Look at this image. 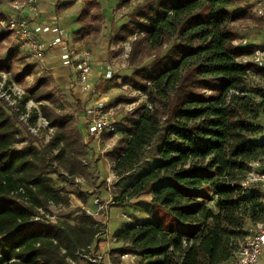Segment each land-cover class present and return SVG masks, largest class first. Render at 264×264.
<instances>
[{
    "label": "trees",
    "instance_id": "obj_1",
    "mask_svg": "<svg viewBox=\"0 0 264 264\" xmlns=\"http://www.w3.org/2000/svg\"><path fill=\"white\" fill-rule=\"evenodd\" d=\"M83 2L72 39L78 43L97 36L104 20L99 0ZM142 5L115 37L117 43L136 36L127 59L131 74L120 82L117 76L110 80L115 87L142 92L147 102L125 117L128 125L118 129L126 138L107 153L113 173L131 179L112 205L124 207L150 195L151 205L195 231L188 235L161 221H136L114 235L122 247L112 249L110 259L119 264L115 255L129 253L150 264H220L233 258L247 223L264 221L257 187L241 186L250 164L259 162L264 169V141L254 140L264 116V87L254 78L264 72L242 63L255 45H243L233 31L234 23L255 19L253 4L143 0ZM6 20L0 13V23ZM10 35L0 26V44ZM18 49L13 47L0 62V72L11 71ZM29 74L25 69L14 79L20 82ZM47 85L39 79L17 99V107L0 98V264H68L77 251L87 252L103 229L85 211L73 223L56 224L41 213L49 205L70 206L69 195L54 188L51 175L74 184L89 168L88 142L73 118L50 107L56 98L47 93ZM29 100L40 103L38 109L28 112ZM27 112L26 125L21 117ZM39 117L53 130L46 143L29 130ZM207 196L215 202L212 208Z\"/></svg>",
    "mask_w": 264,
    "mask_h": 264
},
{
    "label": "rangeland",
    "instance_id": "obj_2",
    "mask_svg": "<svg viewBox=\"0 0 264 264\" xmlns=\"http://www.w3.org/2000/svg\"><path fill=\"white\" fill-rule=\"evenodd\" d=\"M123 0H99V7L101 15L103 17V23L100 33L96 36L97 38L91 40L86 46L84 43H78L70 41V44L75 47H81L82 49L88 50L92 53V65L93 69L100 70V64H108L109 62L114 65L113 76H117L118 82L120 77L130 75L132 69L128 67L127 59L131 51L130 43L136 38H125L122 41L116 43L115 37L119 33V28L133 20L136 17V11L143 5V0H131L130 2L122 3ZM9 0H0V13L6 17L15 15L8 5ZM244 2L240 1L238 5H243ZM62 5H66L61 7ZM61 7V8H60ZM84 7L83 0H41L39 10L41 16L47 20H56L58 27L61 30H65L70 34L78 30L79 24L76 22L77 17L81 13ZM233 31L240 38L239 41H246V43H253L256 46L264 45V20H260L255 17L254 20H245L236 22L233 24ZM72 37V36H71ZM45 39L48 37L45 36ZM88 38L84 40L88 43ZM18 46L15 38L10 35L7 40L0 44V62L3 61L13 47ZM19 53L16 56L17 60H13L11 71L8 73L0 72V89L2 86L10 88L17 94H27V91L31 89L35 83L44 78L47 80L48 85L46 87L47 93L56 98V106H50L56 113L61 115H68L74 120V125H78L83 133V141L88 142V157L85 162H88V174L84 177H77L74 184H67L55 175H51L54 179L53 186L55 189H64L70 197V206L64 208L61 205L52 206L49 205L44 212L45 220L52 224H56L59 221H67L73 223L77 218L81 216L82 211L86 214L91 213L92 215H103L95 219L97 222H105V232L100 233L92 243H100V247H97L95 253L106 255L107 249H119L121 243L113 242V236L122 228L130 223L136 221L148 220L146 217H151L155 223L162 222V226L171 228L175 232H185L186 234H192L195 231L194 227L187 226L176 222L173 218L169 217L167 213L160 210L159 208L151 205L150 195H144L139 199L131 200L127 202L124 207H114L112 202L122 190L127 186V183L131 181L130 174L125 178H118L113 173V162L107 157V153L114 151L123 144V138H126L121 127L128 125L126 116L130 117L131 113L136 109L146 104V96L137 90H134L128 85H124L121 88L115 87L114 81L105 80L101 78L98 83L99 93H102L108 97L110 103H114L117 106V118L120 123V129H118L113 135L101 134L99 138L92 139L89 137L84 128V121H81L79 125V117L83 114L86 108V102L91 98V95L82 94L76 89L67 88V85L61 84L52 77V72L41 71L40 66L36 62H32L25 51L18 49ZM127 58H124V56ZM154 55L147 57L144 64H149ZM103 57L102 59H100ZM99 60L97 61V59ZM125 60V62H124ZM122 62L123 66H122ZM60 63L59 53L55 50L49 52L46 55L44 65L46 68H51ZM25 69H29V76L23 77L20 82H16L14 76L21 75ZM5 90V89H4ZM2 90V91H4ZM72 90V91H71ZM94 90L97 89L94 88ZM76 98L81 99L77 100ZM89 102V101H88ZM40 103H35L33 100H29L26 104V108L31 111L34 108L39 107ZM43 104H46L43 102ZM90 103H88L89 105ZM48 105V103H47ZM262 127L261 133L256 136V141H264V116L258 120ZM126 123V124H125ZM126 127V126H125ZM31 134L37 139L46 143L53 133V130L47 128L41 123H37L35 128H31ZM24 133H26L24 131ZM22 146V145H21ZM148 164L151 162H147ZM143 163L142 166H144ZM141 171V169H139ZM138 170V172H139ZM138 172H134L133 176ZM127 177V178H126ZM86 200V202L83 201ZM210 196H207L206 203L209 207H213L214 203ZM102 203L104 206L103 212H97L94 201ZM209 203V204H208ZM99 220V221H98ZM254 225L247 223L245 230L246 236L243 241L252 234ZM109 243V247L107 248ZM107 245V246H106ZM106 246V248H105ZM100 249V250H99ZM75 254L76 259H67V263L71 264H89L86 259L81 258L83 254ZM86 252H84L85 254ZM132 255V254H131ZM111 261V259H110ZM105 264H108L105 260ZM112 264V261H111ZM119 264H150L149 260H145L141 256L132 255L130 258L120 262Z\"/></svg>",
    "mask_w": 264,
    "mask_h": 264
},
{
    "label": "built area",
    "instance_id": "obj_3",
    "mask_svg": "<svg viewBox=\"0 0 264 264\" xmlns=\"http://www.w3.org/2000/svg\"><path fill=\"white\" fill-rule=\"evenodd\" d=\"M251 1L255 17L264 20V0ZM40 2L41 0H9L8 5L15 15L7 17V20L1 22L0 26L9 31L15 38L18 47L25 51L32 62H36L40 66V72L49 70L44 65L46 55L53 50L57 51L60 64L70 70V88L76 89L82 94L91 95V98L94 97L98 91L94 90L90 82L92 53L81 47H73L70 44V41H73L72 37L68 38V34L58 27L56 20H48V23L39 20L41 15L39 10ZM45 36L48 38L45 39ZM239 42L243 45L249 44L246 41ZM124 58H127V56L125 55ZM124 62H122V66ZM242 63H249L254 68L264 72V45H255L249 57L244 58ZM113 69L114 65L109 62L104 66L101 77L105 80H110L113 77ZM254 79L261 87H264V75ZM2 90H4V86L0 89V98H4L10 106L17 107V99L21 98L23 93L17 94L10 88L7 89V87L4 91ZM26 109L29 112V109ZM116 111L117 106L114 103H110L106 95L99 93L90 105H86L83 114L79 117V125L81 121H84L85 131L92 139L99 138L101 134L115 133L120 126ZM28 112L21 117V120L26 125ZM38 122L48 128L47 123L40 117ZM29 130L32 129L29 127ZM260 165L259 162L250 164L251 170L245 180L242 181L241 186L243 189L251 186L257 187L260 193V202L262 208H264V169H260ZM94 203L97 212L104 211L105 207L101 205L102 203L97 200ZM91 216L97 219L103 215ZM35 220L43 219L36 217ZM100 223L103 225L101 233H104L106 231L105 222L101 221ZM113 242H115L114 238ZM84 252L86 251H81V254H83L81 258L86 259L89 264H105V260L108 264H111V249L109 248L106 251V255L95 253L91 247L88 248L85 254ZM131 256L129 253L115 255L120 262ZM71 264L74 263L71 262ZM220 264H264V221L254 225L252 234L242 241L233 258Z\"/></svg>",
    "mask_w": 264,
    "mask_h": 264
},
{
    "label": "crops",
    "instance_id": "obj_4",
    "mask_svg": "<svg viewBox=\"0 0 264 264\" xmlns=\"http://www.w3.org/2000/svg\"><path fill=\"white\" fill-rule=\"evenodd\" d=\"M39 20H42V22H44L45 23V21L48 23V20L46 19V18H44V17H42L41 15H40V19ZM39 20H37L38 22H39ZM65 33H67L65 30H63ZM68 34V33H67ZM71 36H72V39H73V33H71L70 34ZM70 36V37H71ZM97 37L96 36H91V37H89L88 39V43H85V42H81V44H83L84 43V46H86L87 47V45L91 42V40H94V39H96ZM103 57H101L100 59H102ZM97 59V58H96ZM99 60V58L97 59V61ZM58 65H56V66H54V67H51L50 69H49V71H51L52 72V77H54L55 78V80L56 81H59V82H61V84H63L64 86L65 85H67V88H69L70 87V70L68 69V68H66V67H63L60 63H57ZM99 65L101 66L100 67V70H97V69H93V65H92V72H91V74H90V82L92 83V85H93V87L94 88H96L97 89V91H99V88H98V83H99V81H100V79L102 78L101 77V72L103 71V68H104V64L102 65V63L100 64V62H99ZM107 65V64H106ZM105 65V66H106ZM108 81H110V80H108ZM72 91V90H71ZM73 95V94H72ZM99 95V93L97 92L95 95H94V97H92V98H89V102L87 101L86 103V105H88V103H92V101L94 100V99H96L97 98V96ZM75 98H76V95H73ZM77 100H79V101H81V99H79V98H76ZM89 104V105H90ZM148 220L149 219H151V217H146ZM114 237V236H113ZM115 243V242H114ZM107 244H109V243H107ZM111 245V244H110ZM110 245H106L107 246V248L110 246ZM106 246H105V248H106ZM93 249H95V251L97 250L96 248L97 247H100V243H98V242H96L95 244H93ZM100 250V249H99ZM112 250V249H111Z\"/></svg>",
    "mask_w": 264,
    "mask_h": 264
}]
</instances>
